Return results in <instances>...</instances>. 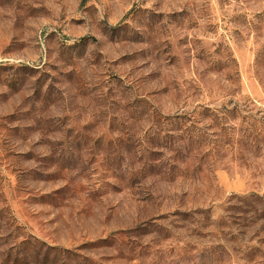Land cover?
<instances>
[{
  "label": "rangeland",
  "instance_id": "obj_1",
  "mask_svg": "<svg viewBox=\"0 0 264 264\" xmlns=\"http://www.w3.org/2000/svg\"><path fill=\"white\" fill-rule=\"evenodd\" d=\"M0 264H264V0H0Z\"/></svg>",
  "mask_w": 264,
  "mask_h": 264
}]
</instances>
